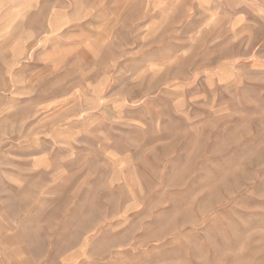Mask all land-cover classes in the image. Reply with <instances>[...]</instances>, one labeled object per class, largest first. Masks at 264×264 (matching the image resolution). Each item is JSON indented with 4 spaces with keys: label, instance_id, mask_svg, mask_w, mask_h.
Segmentation results:
<instances>
[{
    "label": "rangeland",
    "instance_id": "obj_1",
    "mask_svg": "<svg viewBox=\"0 0 264 264\" xmlns=\"http://www.w3.org/2000/svg\"><path fill=\"white\" fill-rule=\"evenodd\" d=\"M76 2L97 17L78 44L0 45V209L25 255L264 264V0Z\"/></svg>",
    "mask_w": 264,
    "mask_h": 264
},
{
    "label": "crops",
    "instance_id": "obj_2",
    "mask_svg": "<svg viewBox=\"0 0 264 264\" xmlns=\"http://www.w3.org/2000/svg\"><path fill=\"white\" fill-rule=\"evenodd\" d=\"M94 14L93 7L85 11L77 5L76 0H45V3L42 0H29L28 5H23L21 0H0V45H13L20 49L24 45L27 48L25 56L16 55V60L26 59L30 55L31 59L37 61L38 49L32 54V49L28 52L30 46L40 44L49 55L53 51L49 47L59 45L66 38L72 40V44H78L77 41L83 36L82 22L96 19ZM0 59L5 60L6 57ZM1 78L3 90L0 88V95L5 96L4 72ZM11 221L0 209V264H43L32 255H25L28 252L21 242V228H16Z\"/></svg>",
    "mask_w": 264,
    "mask_h": 264
}]
</instances>
